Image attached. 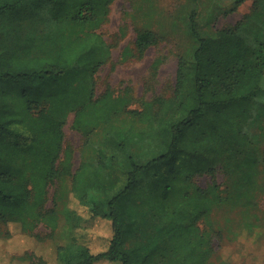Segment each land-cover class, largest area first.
Returning <instances> with one entry per match:
<instances>
[{"label": "trees", "instance_id": "16d2710c", "mask_svg": "<svg viewBox=\"0 0 264 264\" xmlns=\"http://www.w3.org/2000/svg\"><path fill=\"white\" fill-rule=\"evenodd\" d=\"M114 1L0 0V245L15 247H0V264H211L213 240L220 238L212 214L241 202L252 178L257 159L243 156L250 139L244 125L264 105V0H252L249 14L209 37H200L191 11L198 47L191 58L178 59L172 96L144 101L140 111L128 110V92L114 95L107 89L96 95L94 75L110 47L88 29L83 36L72 33L98 15L103 24ZM246 1L234 0V7ZM64 27L72 31L59 45ZM97 40L101 49L94 46ZM163 40L137 29L133 48H123L121 61L140 59ZM84 55L86 80L68 78L72 72L81 76ZM162 62L155 59L152 68ZM60 84L64 113L54 103L61 98L55 90ZM35 106L39 111L31 112ZM67 111H74L72 127L84 138L122 113L150 126L125 130L120 139L106 137L97 146L96 162L85 165L87 174L84 167L76 171L66 208L95 225L74 227L70 241L59 246L51 236L55 205L44 206L49 186L72 175L70 154L63 149ZM119 158L124 169L114 174L111 161ZM223 162L247 168L234 202L217 184L203 188L193 181L195 175H214ZM147 221L153 230L144 234ZM37 223L49 228V235L34 234ZM8 224L19 226V234L10 233Z\"/></svg>", "mask_w": 264, "mask_h": 264}, {"label": "rangeland", "instance_id": "374dc122", "mask_svg": "<svg viewBox=\"0 0 264 264\" xmlns=\"http://www.w3.org/2000/svg\"><path fill=\"white\" fill-rule=\"evenodd\" d=\"M252 9V0L246 1L237 8L234 7V0H115L110 5L109 13L103 24L102 16L98 15L91 24L87 23L85 26L78 25L72 28V33L75 31L83 36L88 32V29L89 33L98 34L104 41L103 43L110 47L108 59L94 75L96 95L103 94L107 89L114 95H123L128 92L131 99L128 110L140 111L144 101H150L155 96L166 98L172 96L178 59L180 57L191 58L198 47V39L191 30L188 19L191 11H195L197 14V30L200 37H209L213 36L217 30L233 26L249 14ZM85 11H82L83 15ZM137 29L153 31L162 36L164 40L146 50L140 59L132 57L126 61H121L123 48H133ZM71 31L66 27L63 28L58 40L59 45L64 40L63 35L68 37ZM94 46L101 49L100 41H95ZM86 58L87 56L84 55L78 64L82 63L79 66L83 68L81 76H76V73L72 72L68 78L83 77L82 80H86L88 69L85 63ZM98 58H102V54ZM157 58H162L163 62L157 69H153L152 63ZM62 86L63 84H60V88L55 89L61 98L55 100L54 103L64 113L67 106H65L61 94ZM34 111H39L37 106L31 108V112ZM73 117L74 111H67L63 126V149H66L70 154L72 175H64L49 186L47 201L44 206L48 209L55 205L58 220L57 227L51 236L59 246H65L70 241L74 227L82 226L91 229L95 225L93 219L74 218L73 213L66 208V198L71 191L72 178L76 171L84 167L82 174H87L88 166L96 162L98 144L106 137L120 139L125 130L138 131L150 126L139 116L122 113L115 116L109 123L96 128L89 137L84 138L73 129ZM244 126L245 131L250 135V139L243 156H254L257 159V164L254 166L250 182H247L243 187L245 196L243 200L254 201L260 209L264 210V105L254 109L253 119L245 123ZM64 157L62 153L58 165L63 162ZM120 160L123 161L121 158L111 161L114 174L124 169V162L122 163ZM233 164L231 162L218 164L214 175H195L193 181L203 188L217 184L222 196L230 195L234 202L235 195H237L235 187L243 182L242 173L247 168L243 166L237 169ZM79 187L82 188L83 184ZM147 223L146 228H141L144 234L145 232L150 233V229L153 230V223L148 221ZM6 229L13 235L20 232L17 225L8 224ZM105 231V227L99 229L101 234H104ZM32 232L45 237L49 235L51 230L44 224L37 223ZM245 238V244L252 243L248 236ZM215 240L217 239L213 240L214 246L217 245ZM99 242L98 244L93 243V247L102 245V242L105 241ZM1 248L9 251L15 247L6 244L2 245ZM29 254L31 255V253ZM38 258L36 255L35 257L32 256V260L36 263H39Z\"/></svg>", "mask_w": 264, "mask_h": 264}, {"label": "crops", "instance_id": "0c3cea01", "mask_svg": "<svg viewBox=\"0 0 264 264\" xmlns=\"http://www.w3.org/2000/svg\"><path fill=\"white\" fill-rule=\"evenodd\" d=\"M253 173V171H252ZM226 205L212 214V223L219 231L211 264H264V210L256 202ZM253 202L254 205H248ZM251 244H245V237Z\"/></svg>", "mask_w": 264, "mask_h": 264}]
</instances>
